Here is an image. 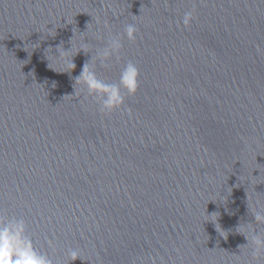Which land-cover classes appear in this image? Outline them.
<instances>
[{"label":"water","instance_id":"water-1","mask_svg":"<svg viewBox=\"0 0 264 264\" xmlns=\"http://www.w3.org/2000/svg\"><path fill=\"white\" fill-rule=\"evenodd\" d=\"M128 23L136 41L94 70L115 83L131 60L139 87L104 115L75 78ZM83 42L56 72L48 48ZM248 204L264 205V0H46L0 55V214L53 264H249Z\"/></svg>","mask_w":264,"mask_h":264},{"label":"clouds","instance_id":"clouds-1","mask_svg":"<svg viewBox=\"0 0 264 264\" xmlns=\"http://www.w3.org/2000/svg\"><path fill=\"white\" fill-rule=\"evenodd\" d=\"M194 12V9L186 11L182 21H178V23H182L185 28H190L195 18ZM133 16L135 17V15ZM99 23L100 20L97 18V24ZM104 24L106 27L109 26L107 21H104ZM138 32L139 29L134 23L126 24L123 33L112 34L110 32L105 46L95 50V54L91 55L90 61L83 65L80 74L75 78V83L80 85L82 92L96 98L100 105L99 111L104 115H110L113 111L120 109L125 103L126 95L136 93L139 87L140 70L136 63L129 60L121 68L118 82L107 83L97 76L94 70L95 63L98 60L102 67L109 68L110 64L107 61L113 57H115L116 62H119L123 38L126 36L128 41L134 42ZM48 34L55 35L51 32ZM73 47L74 45L71 43V48L65 50L62 43L57 45L56 52L58 55L53 53L52 48L49 47L51 55L63 64L64 71H56L50 67V63L48 67L56 72H71L76 68L72 58L77 53L81 50L86 54L92 52L87 42L80 43L75 53L72 52ZM47 59L49 60L48 57ZM128 111L130 112V109ZM248 209L254 217V222L239 225L237 232L243 234L247 240V243L241 246H250L252 261H258L264 257V231L259 229V226L264 225V205H261L258 210L254 204H248ZM226 238L227 236H225ZM48 243L52 245L53 242L49 240ZM68 255L71 261L77 258L82 259L76 249H69ZM252 261H249V264H252ZM0 264H53V261L46 253L37 250L34 246L31 236L27 233L24 219L10 218L0 214Z\"/></svg>","mask_w":264,"mask_h":264}]
</instances>
